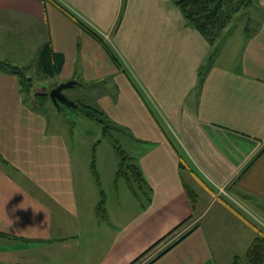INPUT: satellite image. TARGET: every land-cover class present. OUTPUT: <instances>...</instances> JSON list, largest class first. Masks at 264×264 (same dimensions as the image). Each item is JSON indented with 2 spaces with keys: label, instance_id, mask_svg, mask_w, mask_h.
<instances>
[{
  "label": "crops",
  "instance_id": "1",
  "mask_svg": "<svg viewBox=\"0 0 264 264\" xmlns=\"http://www.w3.org/2000/svg\"><path fill=\"white\" fill-rule=\"evenodd\" d=\"M56 1L102 41L49 1L0 0V27L10 32L0 42L31 48L38 66L49 47L63 64L42 79L92 90L93 106L137 148L131 156L146 203L114 206L103 192L99 216L100 192L89 196L76 174L64 127L50 129L17 77L0 70V234L9 236H0V264H131L143 254L139 264L172 244L150 264H231L243 256L258 231L227 198L213 197L227 187L264 225V0L252 12L260 13L257 31L246 38L238 26V43L227 42L201 80L210 45L172 0ZM9 51L0 45V61ZM168 138L186 155L192 187ZM185 186L197 195L193 207Z\"/></svg>",
  "mask_w": 264,
  "mask_h": 264
},
{
  "label": "trees",
  "instance_id": "2",
  "mask_svg": "<svg viewBox=\"0 0 264 264\" xmlns=\"http://www.w3.org/2000/svg\"><path fill=\"white\" fill-rule=\"evenodd\" d=\"M55 5L61 12L67 15L70 19H72L83 31L87 32L89 35L94 37L97 40H101L99 35L90 28L84 21L80 18L76 17L73 13H71L65 6L61 3L57 2L56 0H46ZM173 3L177 6L180 10L182 17L185 21L186 26L195 29L198 31L208 42L210 45V53L208 54L207 58L205 59L203 65L201 66L200 71V80L205 73L206 70L210 67V65L214 62L217 58L218 53L220 51V47L222 46V39L226 33L232 34L233 31L229 28L233 22L237 23L238 20L243 19L244 16L240 15V13H245L247 16V26L243 28L244 34L246 38H249L252 34H254L257 29L259 28V21L254 20L252 16V12L254 7L256 6V0H172ZM246 23V22H245ZM255 23V27L253 30H250L251 24ZM235 27V26H234ZM232 31V32H231ZM220 40V41H218ZM109 51V48L106 46ZM41 60L39 69L42 73H49V75H54L55 73H59L62 67V57L60 55H54L51 53L50 48L47 47L41 53ZM0 70L14 75L17 77L20 92L24 96V100L30 99L29 92L33 88V83L31 82L30 78L25 74L26 69L24 67H19L9 62L0 61ZM127 75V73H126ZM131 84L140 94L142 99L145 101L146 104L150 107L149 103L145 95L133 81V79L127 75ZM54 86L47 88L46 90H50ZM49 100L47 95L43 96H36V100L33 104H31V108L37 110L38 112H43L42 109L46 106V102ZM46 101V102H45ZM75 105L73 108L77 109L76 112L80 113L81 116L86 117L88 119L96 121L102 127V134L103 138L109 140L112 145V148L115 152V155L118 159L117 163V170L115 173L116 179L119 177H123L128 182L129 190L135 194V190L131 183L134 181H142L145 185V179L143 177L142 171L135 159L130 156L119 144V141L114 139L112 133L114 131L125 133L124 128L116 125L114 122L109 120L106 115L101 112L99 109L91 106L80 103L78 101L74 102ZM151 108V107H150ZM159 121V120H158ZM169 140V138H168ZM171 146L175 150L176 154L179 158V167L180 169L190 170V166L187 163L186 155L184 154L183 150H181L180 146L172 141L169 140ZM90 171L99 186V178L95 171V162L94 160L90 164ZM185 190L188 194L191 206L195 204L197 200L196 193L190 188L185 186ZM225 198V197H224ZM227 205L235 210L242 218H244L248 223H250L256 230L258 231L259 235L253 240L249 248L247 249L246 253L243 256H235L232 260L231 264H263L264 263V229L258 226L254 221H252L249 217H247L244 213L236 209L231 201L225 199ZM104 202L105 196L104 193L100 192V200L96 206V213L103 217L105 216V209H104ZM3 237L4 234H0ZM173 246L170 245L166 249L162 250L158 255L152 259L147 264L152 263L154 260L162 256L167 250H169ZM143 254L139 257L141 258ZM139 258H137L131 264L136 263Z\"/></svg>",
  "mask_w": 264,
  "mask_h": 264
},
{
  "label": "rangeland",
  "instance_id": "3",
  "mask_svg": "<svg viewBox=\"0 0 264 264\" xmlns=\"http://www.w3.org/2000/svg\"><path fill=\"white\" fill-rule=\"evenodd\" d=\"M240 15H243L245 19L238 20L236 23H232L229 25V28H233V33L229 35V33H226L223 36L222 39V46L220 47V50L223 49V47L226 45L227 42H231V45L234 46L238 43L239 36L241 34L240 30L238 29V26L241 28L247 26V16L246 14L240 13ZM254 17V20L259 21L260 20V13L257 11H254V14H252ZM246 22V23H245ZM235 26V27H234ZM250 30H253L255 27V23H252ZM231 31V32H232ZM0 33L2 36H5L7 33H10L6 28L0 27ZM12 36V35H10ZM1 38V37H0ZM105 41H108V36H104ZM3 43L0 42V45H3L8 48L11 47L15 50V53L9 51L10 57L4 58L5 62H9L11 64H14L19 67H24L26 69V75L28 78H30L31 82L38 85V87H46L50 88L52 85H56L58 78H48L47 80L42 79V77H45L42 71H40L39 66L35 61L36 56L32 54L31 48H28L29 52H25L26 48L23 47L21 51H19L17 46L14 43V39H11L9 43H5V38L2 37ZM220 41V40H218ZM106 44L110 47L111 45L106 42ZM107 46V47H108ZM108 47V48H109ZM233 49V47H231ZM112 49V48H111ZM232 51V50H231ZM233 52V51H232ZM219 53H221L219 51ZM2 59V56H0ZM217 59V58H216ZM136 83V82H135ZM61 84V83H60ZM138 86V85H137ZM65 92L66 98L69 101H78L80 103L86 104V105H92L93 106V93H90L92 90L88 92H83L82 88L79 85H75L71 88H67L63 90ZM143 93V92H142ZM27 104L31 106L33 104L30 99H26ZM46 102V101H45ZM31 103V104H30ZM94 107V106H93ZM42 113L46 116L49 123L50 129H56L59 126H63L65 130V134L67 135V142L69 145H71V151L72 156L74 155V164L76 167V174L80 175V179L82 180V175L84 176L85 180H82L86 185V190L88 191V195L90 194V191L93 190L98 194V192H105L107 197L110 199V204L114 206H132L136 210H139L141 205H144L146 203V196L144 195L147 193V188L142 183V181H134L131 183L135 190V194L129 190L128 182L123 177H119L116 179L115 173L117 170V163L118 159L115 155V152L112 148L111 143L108 139L103 138L102 134V127L94 120L88 119L86 117H83L80 115V113L76 112L77 109L73 108L72 106H67L66 104H60L58 107L55 106L52 101L49 99L46 102V106L42 109ZM114 136V139L119 141V144L121 147L131 156H135L137 152V148L134 147L133 141L128 137L126 133L116 132L112 133ZM174 136V135H173ZM94 160L95 162V171L99 178V186L97 185L91 171H90V164ZM188 172L186 169H182L181 177H183L184 181L190 185L193 186L192 183L187 179ZM79 178V177H77ZM79 182V181H78ZM80 184L79 186H81ZM222 187V186H219ZM216 192V190H215ZM230 197L233 200H236L238 202V206L242 209H240L237 205L235 207L239 211H243L244 214H247V217H251L250 219L254 221L258 226L262 227L264 226L261 224L260 220H257L254 218L250 212L247 213V210L244 209L243 204H241L237 198L228 192ZM90 196V195H89ZM89 199V198H88ZM220 199H223L220 197ZM95 201V196H94ZM234 204V203H233ZM108 205V202H107ZM235 205V204H234ZM108 207V206H107ZM242 212V213H243ZM181 235H179L175 240H177ZM174 240V241H175ZM173 243V242H172ZM163 249H165V246L162 247L161 250L157 251V254L154 255H147L146 257H143L141 261V264H147L152 259L155 258L158 253H160Z\"/></svg>",
  "mask_w": 264,
  "mask_h": 264
},
{
  "label": "water",
  "instance_id": "4",
  "mask_svg": "<svg viewBox=\"0 0 264 264\" xmlns=\"http://www.w3.org/2000/svg\"><path fill=\"white\" fill-rule=\"evenodd\" d=\"M75 82H66L57 85L56 87L51 88L50 90H46L44 87H35L32 88L29 92V96L31 101L34 103L36 100V96L47 95L48 98L52 101L55 106H59L60 104H66L67 106H74L75 103L69 101L66 96L63 94V90L67 88H71Z\"/></svg>",
  "mask_w": 264,
  "mask_h": 264
},
{
  "label": "built area",
  "instance_id": "5",
  "mask_svg": "<svg viewBox=\"0 0 264 264\" xmlns=\"http://www.w3.org/2000/svg\"><path fill=\"white\" fill-rule=\"evenodd\" d=\"M220 197L222 198V197H225V198H227L229 201H231L232 203H234L235 205H237L238 204V202L236 201V200H233L231 197H230V195L228 194V189H227V187H225V186H222V187H219V186H217L216 187V192L214 193V197H213V200L214 201H218V200H220ZM237 203V204H236ZM239 205V204H238ZM237 205V206H238ZM239 207V206H238ZM240 208V207H239ZM185 232V230H181V232L180 233H178L177 235H176V237H178L179 235H182L183 233ZM141 264V263H140Z\"/></svg>",
  "mask_w": 264,
  "mask_h": 264
}]
</instances>
